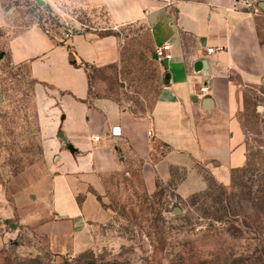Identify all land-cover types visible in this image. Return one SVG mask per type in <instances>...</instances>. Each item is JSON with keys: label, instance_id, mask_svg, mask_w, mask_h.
Returning <instances> with one entry per match:
<instances>
[{"label": "crops", "instance_id": "0c3cea01", "mask_svg": "<svg viewBox=\"0 0 264 264\" xmlns=\"http://www.w3.org/2000/svg\"><path fill=\"white\" fill-rule=\"evenodd\" d=\"M32 1L48 8L65 33L20 25L15 8L0 0L1 63L25 66L35 82L38 132L49 161L42 179L13 196L16 210L41 205L53 229L79 230L107 219L91 193H101L104 181L138 178L152 192L158 181L181 173L176 193L186 197L206 188L204 174L226 185L231 171L246 165L239 118L246 95L264 85V0ZM132 25L149 33L154 49L170 45L171 58L156 59L162 83L147 114L93 95L88 71L78 65L116 64L117 38L96 32ZM13 214L0 205L2 222Z\"/></svg>", "mask_w": 264, "mask_h": 264}, {"label": "rangeland", "instance_id": "374dc122", "mask_svg": "<svg viewBox=\"0 0 264 264\" xmlns=\"http://www.w3.org/2000/svg\"><path fill=\"white\" fill-rule=\"evenodd\" d=\"M5 4L15 8L20 25L36 23L40 15L44 29L64 36L57 18L50 15L58 23L52 24L34 1ZM96 33L117 38L119 61L89 68L91 93L147 114L162 83L149 33L140 25ZM250 91L239 118L247 163L231 171L226 185L204 174L206 188L181 197V173L158 181L152 192L138 178L104 181L101 193H91L107 219L55 230L44 206L18 211L13 204L17 192L42 179L49 161L38 132L35 82L25 66L1 63L0 57V205L14 209L5 223L0 217V264H264V85Z\"/></svg>", "mask_w": 264, "mask_h": 264}, {"label": "built area", "instance_id": "2783aa9c", "mask_svg": "<svg viewBox=\"0 0 264 264\" xmlns=\"http://www.w3.org/2000/svg\"><path fill=\"white\" fill-rule=\"evenodd\" d=\"M69 34H65V36L67 37ZM212 51V49H208V52L210 53ZM154 57L160 61L163 60H169L171 58V54H170V45L169 44H163L159 47H156L154 49ZM202 93L205 92V88H201L200 89ZM148 134L150 135V133L148 132ZM92 140L94 142H98L99 141V136H94L92 138Z\"/></svg>", "mask_w": 264, "mask_h": 264}, {"label": "trees", "instance_id": "16d2710c", "mask_svg": "<svg viewBox=\"0 0 264 264\" xmlns=\"http://www.w3.org/2000/svg\"><path fill=\"white\" fill-rule=\"evenodd\" d=\"M44 10L47 11V12L49 13L48 18L51 19V18H50V15H52L51 11H50L48 8H44ZM51 22H52V24H55V25L58 24L57 22H55L54 18L51 19ZM36 23H38L39 26H40L42 29H44V25H43V23H42V17H41L40 15L37 16V18H36ZM106 34H107V35H113V34H111V33H106ZM70 57H71V58H70V63H71L72 65H74V66H77L78 63L76 62V59H75L74 53L70 52ZM78 65L83 66L84 69H86L87 71L89 70V68H91L90 66H88V65H87L86 63H84V62H81V63H79ZM78 203H79V201H78Z\"/></svg>", "mask_w": 264, "mask_h": 264}, {"label": "water", "instance_id": "95a60500", "mask_svg": "<svg viewBox=\"0 0 264 264\" xmlns=\"http://www.w3.org/2000/svg\"><path fill=\"white\" fill-rule=\"evenodd\" d=\"M0 57H1V54H0ZM154 59L156 60V58L154 57ZM165 78H168V75H165ZM205 104H208V101L205 102ZM60 139H62L64 141V137L62 134H59L58 136ZM70 151H73L72 147L71 146H68L67 147Z\"/></svg>", "mask_w": 264, "mask_h": 264}]
</instances>
